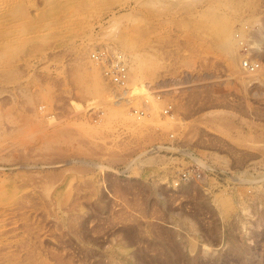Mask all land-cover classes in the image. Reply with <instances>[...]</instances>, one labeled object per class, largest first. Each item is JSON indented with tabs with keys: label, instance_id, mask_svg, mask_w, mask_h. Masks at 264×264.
I'll return each instance as SVG.
<instances>
[{
	"label": "rangeland",
	"instance_id": "obj_1",
	"mask_svg": "<svg viewBox=\"0 0 264 264\" xmlns=\"http://www.w3.org/2000/svg\"><path fill=\"white\" fill-rule=\"evenodd\" d=\"M222 17L264 62V0H0V105L34 93L0 151V264H264V78L236 75ZM96 48L129 86L73 81L81 57L101 79Z\"/></svg>",
	"mask_w": 264,
	"mask_h": 264
},
{
	"label": "bare ground",
	"instance_id": "obj_2",
	"mask_svg": "<svg viewBox=\"0 0 264 264\" xmlns=\"http://www.w3.org/2000/svg\"><path fill=\"white\" fill-rule=\"evenodd\" d=\"M208 12V11H207ZM220 14V13H219ZM222 15V14H221ZM217 15H215L214 17H216ZM207 17V16H206ZM209 17V16H208ZM220 17V16H219ZM211 19H213V17L211 18ZM217 19V18H216ZM210 21V20H209ZM212 21H215V20H212ZM216 21H218V19L216 20ZM215 21V22H216ZM215 22H213L214 24H215ZM219 23L220 24H215V25H219V27H218V30L217 31H215V32H217L218 33V36H219V38H218V40H217V42L216 43H218L217 44V46H220V48L226 53V55L228 56V59L230 60V62L232 63V66L234 67H236L237 68V73L238 74H236V75H239V76H242L243 77V79L244 80H246V83L247 82H252L254 79H255V81H256V79H259V82H260V80L262 79V78H264V62H259L258 63V66L254 69V70H250V69H248V68H246L245 66H243V64L242 63H240V61H242L243 60V58H244V56L242 55V54H239L237 51V45H238V43H239V40L235 37V36H233V34H232V28H231V25L229 24V22H228V19L227 18H221L220 20H219ZM212 24V23H211ZM207 25H209V24H207ZM212 27V26H211ZM213 29V28H212ZM214 30V29H213ZM123 41V40H122ZM122 43V42H121ZM125 45H127V42H126V44ZM129 45V44H128ZM133 45H131L130 47H132ZM122 47V46H121ZM258 47V46H257ZM120 48V47H119ZM126 48V47H125ZM259 48V47H258ZM258 48H255V51L257 52L258 51ZM97 49V48H96ZM131 49V48H130ZM127 50V49H126ZM83 51H84V47L82 46L81 48H80V52L81 53H83ZM131 51V50H130ZM89 57V56H88ZM248 58H250V57H248ZM90 59V58H89ZM89 59H85V58H82L81 57V59L79 60V64H78V68H80V71H81V74H79V73H76L74 76H73V81H75L80 87H81V89L83 90L84 89V91H87L84 87H83V85H81L82 84V82H86V83H88L89 85H91V87L93 88V89H95V90H97V92L99 91H103L102 90V88H104L105 87V83L103 82V80H102V78L100 79V80H97V79H95V78H93V76H91V71H94L95 70V67H93L94 65H93V63H91L93 66H91V65H87L88 63L87 62H89ZM252 62L253 61H257V60H254V59H250ZM91 61V60H90ZM93 61V60H92ZM91 61V62H92ZM134 63V62H133ZM131 64L129 67H128V71H129V82H130V79H131V74H133V75H137L138 73H139V65L137 64V63H134V64ZM95 64V63H94ZM7 65V64H6ZM8 66V65H7ZM6 66V67H7ZM96 66V65H95ZM96 71V70H95ZM98 71V70H97ZM97 73V72H96ZM236 73V72H235ZM100 78V77H99ZM239 78H241V77H239ZM18 79V81H19V78H17ZM15 80H16V78H15ZM132 80V79H131ZM18 81H16V82H18ZM165 82V81H164ZM164 82H161V84H162V86L165 84ZM20 83V82H19ZM18 84V83H17ZM22 84V83H21ZM263 84V83H262ZM77 85V86H78ZM88 86V85H87ZM128 86H129V84H128ZM147 86V85H146ZM90 87V86H89ZM111 88V87H110ZM119 87H117V89H118ZM116 89V90H117ZM127 89V88H126ZM126 89L124 90L126 93H128V90L126 91ZM12 90V89H11ZM21 90V89H20ZM82 90H80V91H82ZM163 90V89H162ZM104 91H106V90H104ZM120 91V90H119ZM114 92V91H113ZM149 93H152V91L151 90H149L148 91ZM20 93V95L22 96V99H21V103H20V107H19V109L18 108H13L11 105V107L9 106H7V107H5V106H1L0 105V151L3 149V148H5V147H7L6 146V144H7V139L8 140H12V142L11 143H9L10 145H12L13 143H17L18 142V139H17V137L19 136V135H21V133H24L27 129H29L28 127H31V126H29V124H31V122H32V118H31V114H30V111L33 109V101H34V93L33 92H31V91H28V90H22L21 92H19ZM81 93V92H80ZM44 95V92H41V91H38V92H36V96H39V97H41V96H43ZM114 95V94H113ZM116 96V95H115ZM113 97V96H112ZM117 97V96H116ZM124 98V97H123ZM44 99V98H43ZM117 100V99H116ZM115 100V101H116ZM119 100V99H118ZM117 100V102H119ZM16 101V100H15ZM48 103V102H47ZM45 104V103H44ZM9 105V104H8ZM41 109L43 108V107H40ZM47 108V107H46ZM47 110V109H46ZM21 111H24V114H21ZM42 111V110H41ZM38 112V111H37ZM23 113V112H22ZM17 114H21V115H23V118H24V123L22 122V124H19L18 123V115ZM40 115V114H39ZM35 116V115H34ZM64 117V116H63ZM132 117V116H131ZM39 118V117H38ZM44 118H46V115H45V117ZM49 119V118H48ZM48 119H47V121H48ZM41 120V119H40ZM57 120V119H56ZM61 120V119H60ZM63 120H64V118H63ZM22 121V120H21ZM43 121H46L45 119L43 120ZM49 121H51L50 123H54V117L53 118H50L49 119ZM48 121V122H49ZM56 122V121H55ZM37 123V122H36ZM40 123V125H41V122H39ZM45 123V122H44ZM58 123H59V121H58ZM43 124V123H42ZM55 126V125H54ZM36 127V126H35ZM38 127V126H37ZM49 127H51L50 125H49ZM32 128V127H31ZM41 128H43V126L41 127ZM54 128V127H53ZM52 128V129H53ZM65 128V127H64ZM80 128V127H79ZM39 129H40V127H39ZM39 129H37L38 131H40ZM60 129H61V127H60ZM60 129H58L57 131L59 132V130ZM33 130V129H32ZM43 130H44V128H43ZM83 130V129H82ZM35 131V130H34ZM37 131V132H38ZM41 131H42V129H41ZM45 131V130H44ZM46 131H48V130H46ZM53 132H56V130H52ZM65 131V130H64ZM30 132V131H29ZM36 131H35V135L36 134H40V135H43L44 134V132H43V134H41V133H37ZM34 133V132H33ZM49 133V132H48ZM48 133H46V134H48ZM65 133V132H64ZM67 133V132H66ZM25 134V133H24ZM45 134V135H46ZM50 134V133H49ZM57 134V133H56ZM27 135V134H26ZM25 135V137L27 138L28 136H26ZM28 135H29V133H28ZM30 135H31V133H30ZM59 135V134H58ZM61 135V134H60ZM59 135V136H60ZM68 135V134H67ZM70 135H72V134H70ZM32 136V135H31ZM53 135H51V137H52ZM55 136V135H54ZM24 137V136H23ZM22 137V138H23ZM33 137V136H32ZM60 137H62V135L60 136ZM72 137V136H71ZM75 137V136H74ZM20 138H21V136H20ZM21 138V139H22ZM29 138V137H28ZM27 138V139H28ZM34 138V137H33ZM33 138H31V139H33ZM54 138V137H53ZM57 139L59 138V137H56ZM66 138H68V137H66ZM23 139H25V138H23ZM73 139V138H72ZM38 140V139H37ZM37 140H36V142H37ZM42 140V139H41ZM69 140V139H68ZM29 142V141H28ZM33 142V141H32ZM44 142H45V144H47V146L48 145H50L52 142H53V139L52 138H50V136L48 137V135H47V137H45L44 138V140H43V144H44ZM20 143V142H19ZM21 143H24V142H21ZM20 143V144H21ZM73 143V142H72ZM14 145V144H13ZM29 144H27V146H28ZM9 146V145H8ZM42 147V146H41ZM45 148V147H44ZM49 148V147H48ZM56 148V147H55ZM50 149V148H49ZM48 149V150H49ZM53 149V148H52ZM60 149V148H59ZM33 150V149H32ZM36 150V149H35ZM54 150V149H53ZM3 152V151H2ZM147 158V157H146ZM149 158V157H148ZM145 159V158H144ZM139 160H141V159H139ZM139 163H141V161H138ZM143 162V161H142ZM34 166V165H33ZM176 173V172H175ZM178 176V175H177ZM179 177V176H178ZM181 181V180H180ZM183 182V181H182ZM2 193H3V191H1ZM0 192V193H1ZM219 228V227H218ZM220 229V228H219ZM222 231V230H221ZM219 232V231H218ZM224 234V233H223ZM225 235V234H224ZM186 240H188V239H186ZM191 240V239H190ZM189 240V241H190ZM192 241V240H191ZM191 241H190V244H191ZM194 241H192V243H193ZM187 243V242H186ZM190 244H189V246H190ZM193 244H195V242L193 243ZM192 245V244H191ZM242 246V245H241Z\"/></svg>",
	"mask_w": 264,
	"mask_h": 264
},
{
	"label": "built area",
	"instance_id": "obj_3",
	"mask_svg": "<svg viewBox=\"0 0 264 264\" xmlns=\"http://www.w3.org/2000/svg\"><path fill=\"white\" fill-rule=\"evenodd\" d=\"M91 59L100 68V76L103 81L111 84L114 87L124 88L129 83V71L123 56L120 53H109L104 48H97L93 50L90 54ZM258 61H251L247 59L243 61V66L250 70H254L258 66ZM160 95V94H158ZM170 106L165 107L164 112L170 111ZM132 113L136 117H140L144 112L143 110L133 109ZM180 180L186 181L191 179L188 171L180 173ZM195 176L199 177L200 172L195 171Z\"/></svg>",
	"mask_w": 264,
	"mask_h": 264
}]
</instances>
